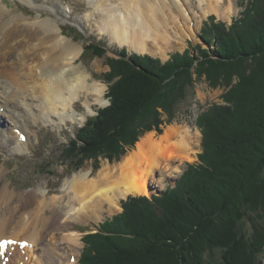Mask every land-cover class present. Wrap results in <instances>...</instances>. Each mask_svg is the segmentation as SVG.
I'll use <instances>...</instances> for the list:
<instances>
[{"label": "trees", "instance_id": "obj_1", "mask_svg": "<svg viewBox=\"0 0 264 264\" xmlns=\"http://www.w3.org/2000/svg\"><path fill=\"white\" fill-rule=\"evenodd\" d=\"M211 20L202 39L215 45L213 50L197 49L196 56L186 51L163 64L127 56L124 49L119 59L106 58L109 70L101 77L110 104L87 120L77 132L78 142L71 143L68 156L79 162L99 156L116 160L146 132L160 134L161 125L176 117L187 90L202 78L226 91V106L212 107L214 115L198 122L203 165L189 166L175 190L123 202L118 219L103 226L110 236L85 238L91 254L86 264H259L264 248V0H246L227 28ZM83 50L105 54L103 46L92 43ZM244 219L249 235L240 226ZM192 227L198 229L189 237Z\"/></svg>", "mask_w": 264, "mask_h": 264}, {"label": "bare ground", "instance_id": "obj_2", "mask_svg": "<svg viewBox=\"0 0 264 264\" xmlns=\"http://www.w3.org/2000/svg\"><path fill=\"white\" fill-rule=\"evenodd\" d=\"M4 1L0 0V138L10 141L15 152L23 153L30 142V121L60 124L84 120L86 116L80 115L74 104L82 95L85 105L89 98L104 104V86L90 82V74L77 64L81 47L62 34L61 19L71 9L66 11L60 0H18L32 8L34 15L27 16L13 13ZM87 1L93 9L92 25L132 52L148 55L166 52L171 41L183 40L192 32V28L187 29L186 11H194L189 0H183L187 3L185 9L178 0ZM194 1L202 16L213 14L219 18L233 9L230 1ZM56 2L64 11L63 16L55 12L52 4ZM176 16L182 17V23L176 21ZM84 20L89 22L87 18ZM197 144V134L190 128L171 125L156 138L152 134L140 138L132 152L115 165H103L95 176L90 178L88 171L81 170L65 179L58 198L46 197V185L27 195L25 204H21L24 197L13 199L11 192L1 190L0 222L5 226L10 223L9 233L14 236H0V241L7 238L28 243L24 248L17 243L8 248L6 255L11 248L17 253L7 264H64L63 252L52 254L55 251L52 249H60L58 246L43 244L52 227L61 224L57 235L68 243L71 251L76 250L79 236L64 232L70 222L98 219L101 213L118 208L119 199L127 195L148 196L152 185H160L164 173L170 176L183 162L194 159ZM27 208L32 210L28 213L30 224L26 230L17 231L21 220L25 221L24 218L14 221L16 213ZM49 210L51 216L46 215ZM59 211L62 216H58ZM4 232L0 230L1 235ZM2 260L0 257V264Z\"/></svg>", "mask_w": 264, "mask_h": 264}, {"label": "rangeland", "instance_id": "obj_3", "mask_svg": "<svg viewBox=\"0 0 264 264\" xmlns=\"http://www.w3.org/2000/svg\"><path fill=\"white\" fill-rule=\"evenodd\" d=\"M60 1L66 11L67 9H71L70 13H67L64 18L61 19L62 34L70 38L74 44L81 47V53L77 60V64L82 65V67L85 68V70L90 74V82H97L104 86L105 90L103 89V100L105 101V103L101 105L99 102H96L89 98L88 105H85V96L82 95L80 99L74 104V108L80 115L86 116L84 120H80L78 118L77 121L68 120L65 123L60 124L46 123L42 120H39L37 123L30 121V130L28 132L30 142L28 144V149L23 153L15 152L14 150H12V143L10 141L0 138V191L7 189L9 192H11V194L14 195L13 199H20V197H24L21 200V204H25V200L26 198H28L27 195H31L33 191L38 187L46 185V197L58 198L61 196V186L65 179L72 177L81 170L88 171L91 178L97 174V172L103 165L117 164L124 156L132 152L135 149V145L140 140V138L147 134H152V136L156 138L160 136L168 126L176 125L178 127L185 126L190 128L192 133L197 134L198 139V144L195 148L196 154L194 159L190 162H183L176 172L174 171L170 173V176H165L164 173V175H162L160 179V185H152V187H150L152 188L151 193L148 196L127 195L119 199L118 208H114L111 211H105L101 213L98 219L88 220L87 218H85L70 222L64 232H75L79 236V246L76 250L71 251L68 243L60 239L61 237L59 234L57 235L58 231H60L61 229V224L52 227L50 234L45 236V240L43 242L44 246H58V248L60 249H52L55 250L52 254L54 255L55 252L56 254H61L63 252L64 264H86L88 260H85V258H89V255L91 254L90 252L88 253L89 248L86 246V242L84 241L85 238L97 233H100L101 236H110L109 233L105 232L103 226L106 223H110L114 217L115 219H118L117 217H119L123 211V202H126L128 198L132 197H143L152 200L153 197H159L163 193H166L172 189L175 190L179 183L182 182L181 180L185 177L184 174L186 170L189 169V166H191L193 169H196L199 165H203L200 158L204 150L202 145L203 132L198 122L200 118L204 116L211 117L212 115H214L213 113H211L212 107L226 106V103L222 98L223 93L226 91H224L223 88L219 87L211 88L208 85V82L204 78H202L200 81H197L194 84V87L192 89L187 90L185 100L177 108L176 117L172 119L170 123L161 125L162 132L160 134L155 131L146 132L138 138L133 147L123 148L124 153L121 154L116 160L110 161L108 158L99 156L96 160L87 159L79 162V158L77 159L76 156H68L67 151L71 150V143L78 142L76 140L77 132L86 124L87 120L96 116L99 110L108 107L110 104L109 97L107 96L108 87L101 77L102 74L108 72L109 70L106 64V58L119 59V51L124 49L127 56H130L132 54L140 57L145 56L151 59H157L163 64L167 62L173 55H182L186 51L190 56H196L197 49L213 50L215 45H213L212 43L206 44L202 39V29L205 26L204 24L210 23V19L212 18L211 21L213 23H217L226 28L229 27L232 24L233 20L238 19L240 13L244 10L246 6V0H225L226 3H228L229 1L232 3L233 9L230 14L224 15L223 17L221 16L219 18L213 14H209L206 16L200 15V11L197 9V3L194 0H189L191 8L193 7L192 9H194V11H192L191 9L190 11H186V15L189 17V24L187 29L192 28L191 34H189L188 37L183 38V40L171 41V46L166 50V52H161L158 54L156 53V55L139 54L136 52H132L127 48V46H121L118 43L112 41L106 34L99 32L92 25V21L94 19V16L92 14L93 9L88 5L87 0ZM98 1L102 2V0ZM178 1L184 9L185 7L187 8L186 2H184L183 0ZM4 2L8 3V7L10 9L12 8L13 13H23L27 16L32 14L34 15L31 7L22 4L18 0H6ZM58 4L59 3L56 2L52 5L56 7L55 12H57V15L60 17L63 16L64 11L62 12V8ZM168 4L169 6H171L169 2ZM174 12L176 11H172L171 13ZM53 18L56 19L55 17ZM85 18H87L89 22H85ZM176 21L178 23H182V17L176 16ZM211 35L212 36L210 37V39L212 40L215 38V36L213 34ZM90 43L97 44L98 46H103L105 54L102 57H96L91 55L90 53L83 54L84 46ZM153 51L154 50H152V52ZM210 120L212 119L210 118ZM8 125L11 127L10 124ZM226 161H230L229 158H227ZM18 203L19 201L17 203L13 202L12 206L17 205ZM31 211V208L18 210L14 221H18L21 218H24L25 222L21 220L22 222L20 227L18 229L15 228L17 229V231L23 229L26 230L27 226L30 224V215H28V213H31ZM46 215L51 216L52 211H47ZM59 215L62 216L61 211L58 212V216ZM224 217L226 219V216ZM6 218L7 216L4 215L3 219ZM223 219L224 218L220 217L221 222L224 221ZM3 222H5V220ZM1 224L2 225L0 230H6V232L8 233L4 232L3 235H1L2 233H0V236H14V234L9 233L10 223H8L6 226L3 225V223ZM240 226L245 235H249L251 226L246 219L241 221ZM192 228V230H189L188 228L190 235L189 237L192 236L193 231L198 229L197 227ZM109 229L111 232H113L112 227H110ZM23 237L24 236H20V238ZM52 237L55 239H53ZM93 240L94 239L92 238V241ZM16 253L17 252H15V254ZM18 255L20 256V254ZM214 256L215 258H219L218 250H215ZM26 257H28V255H26ZM259 264H264V248Z\"/></svg>", "mask_w": 264, "mask_h": 264}, {"label": "snow or ice", "instance_id": "obj_4", "mask_svg": "<svg viewBox=\"0 0 264 264\" xmlns=\"http://www.w3.org/2000/svg\"><path fill=\"white\" fill-rule=\"evenodd\" d=\"M20 139H24V137L21 136ZM0 246H3V242H0ZM22 246H24V245H22Z\"/></svg>", "mask_w": 264, "mask_h": 264}]
</instances>
